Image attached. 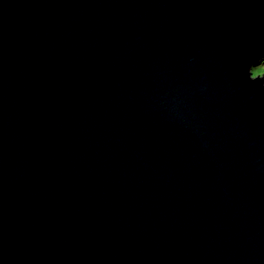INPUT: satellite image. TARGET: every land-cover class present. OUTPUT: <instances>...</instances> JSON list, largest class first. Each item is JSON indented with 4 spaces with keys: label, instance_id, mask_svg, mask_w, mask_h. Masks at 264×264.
Masks as SVG:
<instances>
[{
    "label": "water",
    "instance_id": "water-1",
    "mask_svg": "<svg viewBox=\"0 0 264 264\" xmlns=\"http://www.w3.org/2000/svg\"><path fill=\"white\" fill-rule=\"evenodd\" d=\"M264 0H0V264H264Z\"/></svg>",
    "mask_w": 264,
    "mask_h": 264
},
{
    "label": "rangeland",
    "instance_id": "rangeland-1",
    "mask_svg": "<svg viewBox=\"0 0 264 264\" xmlns=\"http://www.w3.org/2000/svg\"><path fill=\"white\" fill-rule=\"evenodd\" d=\"M251 70H252L251 74L253 77L258 76V75L262 76V75H264V64H260L256 67L252 68Z\"/></svg>",
    "mask_w": 264,
    "mask_h": 264
}]
</instances>
